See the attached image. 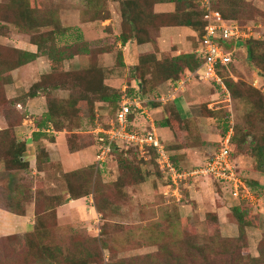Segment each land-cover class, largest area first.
I'll use <instances>...</instances> for the list:
<instances>
[{"label": "rangeland", "instance_id": "1", "mask_svg": "<svg viewBox=\"0 0 264 264\" xmlns=\"http://www.w3.org/2000/svg\"><path fill=\"white\" fill-rule=\"evenodd\" d=\"M243 1L246 6L236 20L242 25L260 26L255 39L264 41V0ZM38 2L50 10H55L61 27L68 30V35L56 40L58 46L77 43V34H84L87 41L79 43L85 42L93 48L91 50L94 52L90 57L84 55L67 60V69L74 68L76 59L80 61V66L88 67L91 59L96 56L97 62L104 67L110 88L115 93L122 97L133 94L137 89L142 91L144 86L139 88L133 78L135 52H125L123 66L120 64L122 60L119 46L114 40L115 34H103L100 22H97L99 24L96 27L77 32L75 27L80 26L81 29L86 24L81 23L78 17L82 9L78 1ZM45 31L47 30L38 31L39 33L31 36L26 35L25 40L40 37ZM0 33V45L6 48H16L14 44L18 42L15 37L24 38V34L14 25H6ZM104 47L109 49V54L99 53ZM4 51L0 50L1 53ZM41 57L48 60L45 55ZM232 59L230 72L234 80L241 83L236 91L239 98H233L230 91H223L218 86L196 77L182 101L167 105L168 101L155 103L141 98L144 102L143 113L136 115V124L143 127L153 125L176 166L186 171L204 164L217 152L225 127L232 124L239 130V134L231 149L239 172L247 185L251 183L249 188L252 193L249 199L233 198L224 183L202 177L188 178L180 182V199L177 200L167 189L165 175L159 173L153 156L144 159L133 149H122L121 153H113L106 162L98 164L94 146L91 152L95 158L87 167L75 172H64L58 164L53 163L51 168L45 170L47 180L54 181L55 185L48 184L46 186L49 188H46L44 176L36 173L34 168L28 166L26 169H19L14 163L16 152L11 139L14 137L17 142L26 140L29 132L27 130L33 127V123L29 120L32 119L31 116L23 119L22 108L17 110L18 107L5 99L6 88L4 93L0 85V209L24 214L26 206L35 201L37 212L40 213L35 232L14 233L13 221L3 212L0 216V264H76L79 261L84 264H139L141 259L137 258L158 255L162 242L169 245L173 255H183L187 248L181 243L183 238L207 243L206 245L216 244L215 250H211V264L213 260L216 264H223L226 260L225 255L216 256L221 252V247L218 248L217 245H226L227 251L233 250L235 256L244 257L243 264H247L251 258L262 256L264 173L258 170L257 159L249 150L253 146L252 139L264 137V114L259 109L264 103V73L248 61L243 50L235 49ZM37 74V68H33L25 77L24 86L18 82L9 85V94L15 96L22 93L17 97L25 96L27 92L24 90L29 91V86ZM167 89V81L149 80L146 84V95L154 99ZM65 93L67 96L70 92H60L58 95L63 96ZM117 106L118 104H106L97 109L96 114L98 113L99 123L103 127L108 126ZM35 108L40 111L42 106L36 104ZM170 109L178 115L169 118L172 126L162 136L159 131L160 124ZM95 120V117L89 120L86 116V123H83L81 129L86 133L84 138L74 132H81L76 129L79 127H67L72 131L69 134L71 149L76 144L78 146L80 139L85 141L79 146L94 145L91 131ZM243 135L248 137L245 145L242 143ZM37 153L40 156L45 154L46 157L47 152L43 149L33 151L34 155ZM29 155L30 151L25 150V161H28ZM68 193L72 197L88 193L83 197L88 198L89 206L84 218L89 222V231L93 236L87 235V228L80 223L76 228H70L65 223L58 225L55 206L70 200ZM236 208H239V213H235Z\"/></svg>", "mask_w": 264, "mask_h": 264}, {"label": "trees", "instance_id": "2", "mask_svg": "<svg viewBox=\"0 0 264 264\" xmlns=\"http://www.w3.org/2000/svg\"><path fill=\"white\" fill-rule=\"evenodd\" d=\"M84 8L82 10L83 20H102L104 16L108 14L107 7L104 0H83ZM162 1V0H156ZM169 2L176 3V11L171 14H160L153 15L150 7L152 1L149 0H123L121 1V15H122V31L118 39L123 45L128 41L134 39L138 43L150 41V26L155 29H159L162 26L167 25H183L189 26L198 32V37L202 35L206 21L204 20L205 9L200 3V0H168ZM213 8L220 13L223 19L228 21L238 22L236 19L238 14L242 13V9L245 8L243 0H213ZM248 6V3H247ZM7 8V11L4 9ZM12 14V15H11ZM6 25H14L22 34L30 35L41 32V30H47L40 37H30V43L37 46V52L32 53L19 48H6L0 45V85L2 86L4 93L7 84L12 81V72L32 61H35L39 56L45 55L48 57L51 72L41 76L40 80L34 83L29 91L22 97L8 98L5 93L4 97L11 102L12 105L20 109V105H25L28 98H33L39 93H43L47 101V111L40 118L37 119V126L42 128L46 127L47 124H52L56 131H60L67 127H79L85 114L90 119L97 118L95 106L97 102H103L105 105H117L116 111L119 109L120 103L123 96L115 93L109 86L104 83V72L102 67L97 62V58L91 59L89 66L84 69L65 71L64 62L72 59L75 56L80 55H93L87 43H65L63 46H58L56 40L61 39L65 35L66 31L61 27L58 13L50 10L49 7H44L38 0H0V30L5 28ZM49 28H51L49 30ZM39 31V32H38ZM1 34V33H0ZM51 43L47 45V43ZM50 46V47H49ZM228 48L240 49L245 52L248 61L258 66V68L264 73V41L258 39H247L238 41L236 44H226ZM4 49V50H3ZM120 54V60H122V54ZM202 63L201 57L195 52L184 53L175 57H164L158 59L155 53H146L138 58V62L134 67L133 78L136 80L138 87H143L142 91H133V94L129 95L130 98H150L146 95V84L149 80L156 82L167 81L168 84H174L177 80L184 78L188 73L197 70ZM122 65V61H120ZM231 64V63H230ZM230 66V65H229ZM221 68L219 74L225 84V87L232 94L233 98H239L240 95L236 92L240 88L238 81H235L233 75L230 72V67ZM226 74V75H225ZM57 87H63L70 90L69 95L66 98H58L54 95L52 89ZM129 92L130 89H129ZM258 92V91H255ZM127 96V95H125ZM156 103V102H155ZM160 103V102H157ZM174 102H168L167 105L173 104ZM262 103V102H261ZM262 114H264V103L259 107ZM21 110V109H20ZM173 109L167 112V116L164 121L160 124V127L170 128L172 122L169 118L175 116ZM24 115L23 119L26 118V112H22ZM114 113V115H115ZM178 115V114H177ZM114 117V116H113ZM95 124V123H94ZM94 127V126H93ZM92 127V129H93ZM228 126L225 127L222 137L225 135ZM68 131L69 128H67ZM16 134L15 129H13ZM72 132V131H70ZM239 130L234 128V135L232 137V146L237 141V135ZM94 145L96 146L95 136L91 131ZM47 136L46 133L41 131L34 132L32 134V141L36 142V151L43 149L41 138ZM81 138L85 137L81 135ZM69 137V135H68ZM247 135H243L242 143L247 144ZM11 144L14 146V152L16 157L14 163L19 169H26L30 166L28 161H25L23 153L28 149V141H16L13 137ZM83 142V139H80ZM252 148L249 150L252 155L257 159V168L259 171L264 173V137L260 139H252ZM133 149V148H131ZM128 150V149H125ZM135 150V149H133ZM168 150V148H167ZM123 150L119 149L113 153H121ZM136 151V150H135ZM126 152V151H124ZM169 152V150H168ZM112 153V154H113ZM37 153L36 158V169L48 170L52 167V162L47 163L48 154L40 156ZM150 156H153L155 161L156 155L154 151L151 152ZM171 160L174 162L172 156ZM175 163V162H174ZM56 164V163H54ZM159 173L163 174L159 169ZM61 168V167H60ZM62 170V169H61ZM78 170V169H77ZM70 171V172H75ZM42 171V172H43ZM167 180V179H166ZM169 184L167 180L166 186ZM251 188V183H248ZM69 194V193H68ZM71 193L68 195V197ZM87 194H82L71 199H78L86 197ZM61 204V203H60ZM58 204V205H60ZM57 205V206H58ZM55 206V207H57ZM38 206L36 204V216L40 213L37 212ZM46 211H43L45 213ZM239 208L235 209V213H239ZM36 225L34 232L36 231ZM182 245H186V249L183 255H173L169 245L166 243L160 244V252L158 255H146L141 259L139 264H211L210 256L211 250H215L216 244L206 245L207 243H201L199 241H191L190 238H183ZM221 247V252L217 255H225L226 260L223 264H243L244 257L235 256V251H227L226 245H217ZM264 252V251H263ZM212 257V256H211ZM76 264H84L79 261ZM138 264V263H133ZM212 264H216L215 260ZM247 264H264V253L258 258H251Z\"/></svg>", "mask_w": 264, "mask_h": 264}, {"label": "crops", "instance_id": "3", "mask_svg": "<svg viewBox=\"0 0 264 264\" xmlns=\"http://www.w3.org/2000/svg\"><path fill=\"white\" fill-rule=\"evenodd\" d=\"M76 1H78V3H80V5L82 6V9L78 13V17L81 20V23H86L81 27V29H80V26L75 27L77 32L79 33L80 30H84L85 28L88 29V28L96 27V25L99 24L97 22H100L101 24L100 29L103 30L102 31L103 34L105 33L108 36L112 35V33L115 34L114 40H115L116 45L119 46V52H121L122 54V63H123L122 65L123 66L125 65L124 63L125 60L123 59L124 58L123 56H125V52L127 51L135 52L134 54L136 55V58H135L134 63L136 65L138 62V58L141 55L146 54V53H155L158 59L164 58V57H175V56H179L184 53H190V52L192 53L196 50V48L199 45L198 32L189 26H183V25H167V26H162L159 29H155L152 26H150L151 27L149 30L150 31V41L138 43L136 40L132 39L128 41L125 45H123L121 41L118 39L122 31L121 1L123 0H104L105 5L107 7V11H108V14H106L107 16H104L102 20H88L87 19V21L86 20L84 21L83 19L80 18V16H82V13H83L82 10L85 4L84 1L83 0H76ZM149 1H152V5L150 7L152 11V13L150 12L151 17L154 14L155 15L171 14L176 11V3L174 2H169L168 0H162V1L149 0ZM67 33H68V30L66 31L65 34L68 35ZM23 36L24 38L15 37L16 38L15 40L18 42L14 44L15 47L21 50L36 53L37 46L30 43L29 40H25L26 35H23ZM0 37L2 36L0 35ZM61 38L63 39V37ZM76 40L77 41L75 42L79 43L80 41H87V38L84 36V34H77ZM88 46L90 49H93L89 44ZM108 52H109V49L105 47L101 48V50L99 51V53H102V54H106V53L109 54ZM81 56H84V55L75 56V57L77 58ZM86 56H89V55H86ZM66 62L67 60L64 62L65 71H73V70L87 68V67L80 66L81 65L80 61L76 59L75 60L76 65L74 66L73 69L69 70L66 68ZM40 65L42 69L41 67H39ZM100 66L102 67L103 72H104V67L102 65ZM33 68H37L38 74L35 76V79L32 81L33 83L29 86V88L34 83L38 82L42 75L48 74L51 72V66H50L49 59L48 60L46 59L45 61L44 58L41 56H39L35 61H32L14 70L12 72L11 83L6 85V94L8 98H15L22 94V93L15 94V96L10 95L8 86L13 84L14 82L16 83L18 82L24 86V79L26 76L30 74ZM195 79L196 77L192 78L186 90L183 93H180L177 99H175L173 102H176V101L179 102V101L184 100L185 92L188 90V87L191 84V82L194 81ZM20 80H22L23 82L21 83ZM104 83L110 87V85L107 82L105 72H104ZM210 84L213 86H217L212 83ZM168 86H169V89L165 90L164 92H161V94L165 95L171 91L173 84L172 85L168 84ZM218 87L221 88L220 86ZM52 91L54 95L58 98H66L68 96V95L66 96V93L63 96H59L58 94L60 92H63V93L70 92V90H68L67 88H63V87H57L56 89H52ZM24 92H28V89H25ZM46 100L47 99L45 95L43 93H39L37 96L33 98H28L24 106L20 105V109L22 108V110L26 112L25 119L30 118L31 116L32 119H29V120L31 123H33V127L30 130L29 129L27 130L29 132L26 137V141H28V145H27L28 151H30V155L28 159L30 168H34L36 173H39L41 174V176H44L43 182L45 186L46 185L48 186V184H53V186L55 187L53 183L54 181L47 180L45 171L39 172L35 167L36 158H35V155L33 154V151L36 149L37 143L32 141V134L38 131H41L47 134V136H44L40 140V142L42 143L43 147L45 148L48 154L47 163L52 162V163L58 164L64 172L74 171L82 167L83 168L87 167L89 163L92 162L93 158H95V155L93 157L91 148H93L94 146V148L96 149V146L95 145L79 146L80 144H82V141H80L78 146L76 144V147L74 149H71V143L69 142V137H68V135L71 132L68 131L67 128H63L60 131H56L52 124H47L46 127L44 126L42 128L38 127L36 124L37 119L40 118L47 111V101ZM168 102H172V101H168ZM36 104H38L39 107L42 106L40 111L35 110ZM101 106H105V103L97 102L95 106V111L97 112V109ZM86 116L87 114H85V118ZM85 118L82 119L80 128H76V129L78 130L82 129L83 123L84 122L86 123ZM167 129L168 128L160 127L159 129L160 134L162 136H165ZM23 130L24 129H22V132L25 133V131ZM74 132H77L81 135L86 134L85 131L83 130H81V132L80 131H74ZM47 186L46 188H49ZM87 200L88 198L70 199L58 205L55 208L56 219H57L58 225L61 226L62 224L65 223L64 225H67V226L69 225L70 228L71 227L76 228L81 225L87 228L88 230L87 232H89L87 233V235L93 236L91 234L92 232H90L91 226L89 222H87V220L84 218L85 213L87 214L86 208L89 207L87 204ZM26 208L27 209L24 214L23 213L18 214L16 212L15 214L13 211H10V210L5 211L3 209H0V216L4 212L5 216L11 221H13L14 227L12 226V230H14L13 231L14 233H19L20 231H24V232L31 231L32 232L35 228L36 221H37L35 201L27 205ZM80 219H83L84 221H81Z\"/></svg>", "mask_w": 264, "mask_h": 264}, {"label": "built area", "instance_id": "4", "mask_svg": "<svg viewBox=\"0 0 264 264\" xmlns=\"http://www.w3.org/2000/svg\"><path fill=\"white\" fill-rule=\"evenodd\" d=\"M205 9L204 20L206 25L199 38V45L194 51L202 59L201 66L194 72L188 73L184 78L177 80L168 94H160L156 98H146L144 101L166 103L174 101L180 93H183L192 78L199 77L209 83L220 86L227 91L225 84L219 74L221 68L227 67L232 62L235 47L228 48L226 44L256 38L258 27L242 25L235 21L222 18L220 13L213 8V0H200ZM234 78V77H233ZM256 83V82H255ZM143 100L123 96L119 109L108 126L103 127L95 120L92 133L96 140L97 163L102 164L119 149H135L144 159H147L154 151L155 161L165 178L169 181V189L177 200L178 184L188 178L198 179L202 177L212 178L224 183L233 198H248L251 190L246 180L239 172V167L233 157L232 137L234 135L233 125H229L225 135L221 138L220 147L217 152L204 164L195 169L186 171L178 168L171 160L163 140L156 133L153 125L143 127L136 124V115L143 113Z\"/></svg>", "mask_w": 264, "mask_h": 264}]
</instances>
